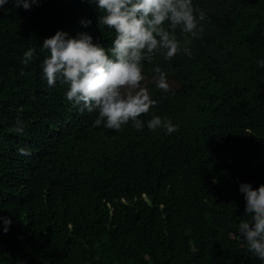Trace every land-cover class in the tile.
Wrapping results in <instances>:
<instances>
[{"label": "trees", "instance_id": "16d2710c", "mask_svg": "<svg viewBox=\"0 0 264 264\" xmlns=\"http://www.w3.org/2000/svg\"><path fill=\"white\" fill-rule=\"evenodd\" d=\"M193 4L205 19L190 55L143 62L156 103L140 118L171 120L170 134L131 121L94 127L95 112L43 78L40 44L57 30L110 46L115 33L99 30L94 4L0 7V215L12 218L0 264H264L236 227L251 219L236 179L264 183V0ZM156 65L167 91L155 85Z\"/></svg>", "mask_w": 264, "mask_h": 264}, {"label": "clouds", "instance_id": "9594fccd", "mask_svg": "<svg viewBox=\"0 0 264 264\" xmlns=\"http://www.w3.org/2000/svg\"><path fill=\"white\" fill-rule=\"evenodd\" d=\"M8 0H0L3 7ZM94 4L99 15L97 27H107L115 33L109 47L105 48L89 32L75 36L64 30L42 40L40 46L47 51L41 62L43 78L49 86L60 82L67 86L66 99L89 113L95 112L93 126L119 130L129 123L137 130L161 129L166 134L177 128L171 120L153 114L142 120L156 101L142 86L145 79L142 69L145 61L151 62L157 54L165 60L183 51L189 37H196L203 28L205 12L195 7L193 0H87ZM39 0H14V7L30 10ZM82 27L92 23L91 18L79 21ZM185 36L182 42L176 30ZM34 49L22 53L21 63L27 65L34 56ZM264 67V59L257 61ZM153 80L158 88L168 90L167 74L158 65L153 67ZM20 123L19 121L17 122ZM17 133L22 127H15ZM22 153L26 152L21 148ZM242 194L243 214L250 220L238 223L237 234L254 256L264 261V183L253 186L251 182L236 179ZM12 218L0 215V231L7 233Z\"/></svg>", "mask_w": 264, "mask_h": 264}, {"label": "rangeland", "instance_id": "374dc122", "mask_svg": "<svg viewBox=\"0 0 264 264\" xmlns=\"http://www.w3.org/2000/svg\"><path fill=\"white\" fill-rule=\"evenodd\" d=\"M169 85V84H168Z\"/></svg>", "mask_w": 264, "mask_h": 264}]
</instances>
